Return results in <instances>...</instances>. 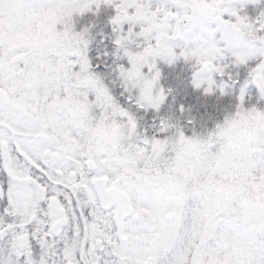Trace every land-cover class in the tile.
<instances>
[{"label": "snow or ice", "instance_id": "obj_1", "mask_svg": "<svg viewBox=\"0 0 264 264\" xmlns=\"http://www.w3.org/2000/svg\"><path fill=\"white\" fill-rule=\"evenodd\" d=\"M0 264H264V0H0Z\"/></svg>", "mask_w": 264, "mask_h": 264}]
</instances>
